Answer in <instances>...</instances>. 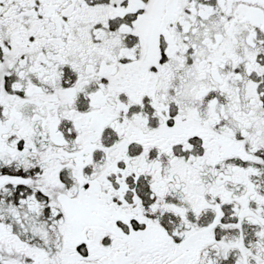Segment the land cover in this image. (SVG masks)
Here are the masks:
<instances>
[{
	"label": "snow or ice",
	"instance_id": "snow-or-ice-1",
	"mask_svg": "<svg viewBox=\"0 0 264 264\" xmlns=\"http://www.w3.org/2000/svg\"><path fill=\"white\" fill-rule=\"evenodd\" d=\"M0 264H264V0H0Z\"/></svg>",
	"mask_w": 264,
	"mask_h": 264
}]
</instances>
